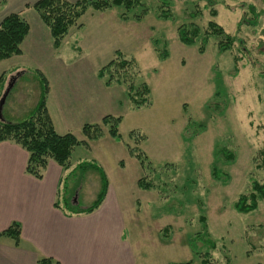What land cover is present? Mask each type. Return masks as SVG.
Segmentation results:
<instances>
[{"label": "rangeland", "instance_id": "1", "mask_svg": "<svg viewBox=\"0 0 264 264\" xmlns=\"http://www.w3.org/2000/svg\"><path fill=\"white\" fill-rule=\"evenodd\" d=\"M143 3L147 13L140 21L134 18L140 9L125 12L115 7L96 12L88 8L78 20L80 27L71 28L54 60L43 66L49 88L55 86L51 72L55 60L65 68V84L75 92L95 81L107 88L102 93L99 86L94 87L99 103L105 106L92 125L100 124L105 116L120 118L123 142L112 140L103 128L102 138L88 141V148L80 146L71 161H93L106 174L113 193H120L128 217L126 240L136 239L139 245L134 254L137 264H200L190 247L196 237L200 239L196 252L209 253L217 264H264V200L248 214L232 208L253 181L264 184V79L260 75L264 69V0H172L171 20L156 17V0ZM186 12L201 15L188 20ZM210 20L241 43L236 41L231 52L220 55L212 39L200 55L199 39L194 46L178 41L180 25L193 23L202 35ZM164 51L167 57L161 59ZM118 52L134 60L136 84L149 89L147 106L132 110L123 84L107 86L98 78V70ZM234 57L239 58L236 73ZM4 78L1 95L6 80H17L6 97L3 114L11 109V120L20 122L29 113L27 102L32 101L38 82L33 74L18 71ZM188 122L200 126L187 128ZM59 125L56 122L57 129ZM69 128L59 129L60 134L84 139L81 128ZM132 131L145 137L138 146L146 157L143 167L124 147L132 143L128 137ZM219 149L233 154L231 162L217 153ZM213 168L222 174L219 179L212 174ZM96 173L78 170L68 178L70 205L75 202L87 208L93 203L91 185L97 184ZM141 177L151 179L154 190L139 189L136 183ZM167 226L170 229L164 237ZM204 236L214 242V249L203 242Z\"/></svg>", "mask_w": 264, "mask_h": 264}, {"label": "crops", "instance_id": "2", "mask_svg": "<svg viewBox=\"0 0 264 264\" xmlns=\"http://www.w3.org/2000/svg\"><path fill=\"white\" fill-rule=\"evenodd\" d=\"M37 1L0 0V22L8 15L18 14L29 25V33L21 45V54L0 61V76H8L14 71L27 74L25 69L38 70L44 75L43 66L54 60L60 49L52 48L49 30L31 8ZM17 60L23 64L17 65ZM63 71L65 68L55 60L51 68L55 86L50 85L46 100V108L58 134L61 128L69 131V127L80 129L86 123H94L105 106L99 103L100 94L94 87L99 86L102 93L107 89L95 81L84 91L75 92L65 84ZM8 83L6 80L5 87ZM1 89L0 86V94ZM39 96L37 84L32 101L27 102L29 112L35 107ZM11 115V109L6 116L2 109L3 122H13ZM56 122L60 123L58 129ZM27 158L26 151L18 145L0 142V233L14 223L20 229L18 244L8 237H0V264H39L42 259H51L59 264H137L134 254L139 245L134 242L136 239L126 240L124 229L128 217L122 209L120 193L118 190L113 193L108 179L106 195L96 210L89 214H71V210H65L62 204L55 207L54 203L58 202V194L64 181L68 180L70 171L82 161H71L70 168L65 171L50 161L43 178L37 180L24 172ZM91 186L94 201L100 190V176L97 184ZM77 193L79 197L80 189ZM76 205L74 202L73 206L79 207Z\"/></svg>", "mask_w": 264, "mask_h": 264}, {"label": "trees", "instance_id": "3", "mask_svg": "<svg viewBox=\"0 0 264 264\" xmlns=\"http://www.w3.org/2000/svg\"><path fill=\"white\" fill-rule=\"evenodd\" d=\"M143 1L144 0H76L70 2L69 0H39L32 5L31 8L49 30L52 46L56 50L60 47L71 28L76 26L80 27V25H78V20L88 8L96 12H105L115 7L122 8L125 12L140 9L141 12L139 15L134 17L135 21H140L147 13ZM156 2V17L161 20H171L173 18V12L171 10L172 0H156ZM248 9H251V15H254V19L257 18V14L254 12L253 7L248 6ZM123 14L121 18L125 19ZM210 14L214 17L216 15L215 10L212 9ZM200 15V12H186L185 18L193 20ZM249 24L252 25L254 23ZM28 33V23L18 14H11L3 18L0 22V61L19 56L21 54V45ZM176 33L178 41L184 46H194L199 39L200 46L198 48V53L200 55L205 53L206 47L212 39L216 40V50L220 55L231 52L234 48V43L239 41L236 40L235 36L226 33L224 29L213 20L207 23L202 35L200 29L193 23L180 25ZM239 43L241 42L239 41ZM166 57L167 52H162L160 58L165 59ZM238 61L239 58H233L235 73L238 70L236 67ZM25 72L33 74L38 82L40 88L38 102L20 122L0 121V142H11L26 151L28 154L24 169L26 175L37 180L42 179L50 161L57 164L62 170H68L71 166V158L74 151L80 146L88 148V141L102 138L103 128L107 129L108 136L112 140L117 143L123 142L118 131L120 118L111 116L103 117L100 124H84L81 128V133L84 137L83 140L77 139L69 133L63 135L56 133L46 108V100L49 91L46 78L38 70H26ZM260 75L264 79V69L261 71ZM97 76L99 79H104L107 86L123 84L126 87V97L130 102L132 110L140 109L148 105L149 89L146 84H136L138 70L133 59L126 58L118 52L105 66L98 70ZM4 79V74H2L0 76V84ZM187 124V128H198L200 126H196L190 122ZM128 137L132 142L131 144L124 143L128 155L137 160L142 167L145 166L146 157L143 152L138 149V146L144 141L145 137L134 131L130 132ZM217 153L224 156L226 159L225 161L228 163L231 162L230 160L234 157L233 154L226 149H219ZM87 169L96 171L100 176V190L93 203L84 209L70 205L66 198L68 191L66 180L60 190V194H58V202L54 203L55 207H59L58 205L62 204L67 208L65 210H71V214H89L101 205L106 195L108 180L104 172L93 161L79 162L72 168L68 177L78 170L84 171ZM213 169L212 174L216 179H219L222 174L217 172L215 168ZM136 184L139 189L144 191L154 190L155 188L152 180L148 177H141L137 180ZM262 200H264V184L253 181L250 190L239 195L236 201L233 202L232 208L238 214H248L255 211L258 203ZM199 221L204 223L205 220L201 217ZM169 229L168 226L163 229L164 237H166L167 230L169 231ZM19 235L20 229L19 225L16 223L0 233V237H8L12 239L15 244H18ZM204 238H206V240H203V242L207 244L210 249H214V242H212L208 236H204ZM199 240L197 237L191 240L190 247L192 252L199 257L200 264H217L212 261V257L209 253L199 254L196 252L195 245ZM39 264L59 263L51 259H42L39 261ZM182 264H191V262ZM226 264H228V262Z\"/></svg>", "mask_w": 264, "mask_h": 264}, {"label": "water", "instance_id": "4", "mask_svg": "<svg viewBox=\"0 0 264 264\" xmlns=\"http://www.w3.org/2000/svg\"><path fill=\"white\" fill-rule=\"evenodd\" d=\"M13 83H14V80L10 81L8 83L7 87L5 88L4 92L2 93V95L0 97V121H2V109H3L4 103H5L6 97L9 93L10 89L12 88Z\"/></svg>", "mask_w": 264, "mask_h": 264}]
</instances>
